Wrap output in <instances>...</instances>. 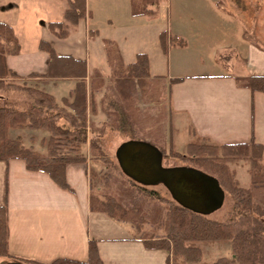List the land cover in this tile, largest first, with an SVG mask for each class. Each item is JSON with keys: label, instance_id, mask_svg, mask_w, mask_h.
Segmentation results:
<instances>
[{"label": "trees", "instance_id": "obj_1", "mask_svg": "<svg viewBox=\"0 0 264 264\" xmlns=\"http://www.w3.org/2000/svg\"><path fill=\"white\" fill-rule=\"evenodd\" d=\"M63 20L48 24L49 32L65 39L86 16L85 0H63ZM150 5H133L135 17H152ZM149 6V7H148ZM153 6V7H152ZM148 7V8H147ZM161 49L166 53L168 42L183 46L175 37L159 35ZM39 49L48 55L47 71L28 78L45 81L28 83L9 69L8 56L18 54L19 45L10 27L0 23V91L17 92L20 103L0 104V162L21 160L31 172L45 173L58 187L72 192L65 179V168L71 164L87 163L90 186L89 207L92 212L106 215L119 223L128 224L145 248L168 253L171 264H264V160L263 148L249 143L216 145L200 139L188 143L185 153L174 150L172 140H165L162 123L172 113L170 87L179 80L168 83V108L160 104V113L154 117L137 107L140 98L151 103L160 102L162 77L151 79L146 54H137L134 62L125 65L116 44L105 42L109 78L95 70L87 79L86 62L58 55L45 43ZM228 59V56L221 57ZM51 80H72L74 86L60 103L44 90ZM240 88L264 95V75L236 78ZM42 85V87H41ZM100 93L99 100L96 94ZM167 109V110H166ZM106 120L97 124L91 117L98 113ZM32 130L46 133L41 140L45 153L32 146L25 147L23 136L12 132ZM126 134L129 140L147 141L156 146L169 159L187 161L219 182L225 200L231 198L229 213L239 214L238 219L221 223L209 216L194 214L178 206L158 191L140 186L126 178L114 159L103 150L107 131ZM148 142V141H147ZM168 146V150H166ZM86 147L89 155L83 153ZM243 162L248 166L250 184L241 187L229 164ZM222 209V208H221ZM149 227V230L146 229ZM8 211L0 206V259L11 263L8 251ZM213 245L225 247L229 257L205 262L206 249ZM228 246V247H226ZM23 264H35L25 261ZM50 264H103L95 243L88 246L85 262L56 259Z\"/></svg>", "mask_w": 264, "mask_h": 264}, {"label": "crops", "instance_id": "obj_2", "mask_svg": "<svg viewBox=\"0 0 264 264\" xmlns=\"http://www.w3.org/2000/svg\"><path fill=\"white\" fill-rule=\"evenodd\" d=\"M150 1L157 2L156 8L152 6L154 16L133 15V5H150ZM218 1L85 0V18L69 37L58 39L49 32L48 24L63 20V0H0V23L11 28L19 45L18 54L8 56L6 63L26 81L31 79H27L29 75L45 74L48 55L39 49V44L45 42L58 55L85 61L87 79L97 70L108 81L106 41L116 44L125 65L134 62L137 54H146L150 76L179 80L170 87L171 117L175 128L181 127L186 133L189 143L200 139L216 145L253 141L263 148L264 160V95L240 88L235 82L236 78L264 75V53L243 39L249 35L244 21L219 4L221 12ZM183 15L204 22L201 26L208 32L210 28L222 34L229 30L236 37L231 46L247 51V68H239L242 73L237 74L231 71L235 54L229 53L217 56L220 64L216 66L226 71L214 72L215 64L205 61L199 48L187 42L197 26L192 21L185 26ZM161 33L184 45L168 42L164 53L159 42ZM209 37L203 41L206 46L220 50L219 42ZM230 44L227 42L225 47ZM223 56L228 59L221 60ZM57 83L65 86L66 94L74 86L72 80H51L44 83V89H54ZM65 179L71 193L45 173L28 171L21 160L0 162V206L6 205L8 211V251L12 259L35 264H50L56 259L85 262L89 243L93 242L103 264H171L167 252L145 248L128 224L90 210L87 163L66 166Z\"/></svg>", "mask_w": 264, "mask_h": 264}, {"label": "rangeland", "instance_id": "obj_3", "mask_svg": "<svg viewBox=\"0 0 264 264\" xmlns=\"http://www.w3.org/2000/svg\"><path fill=\"white\" fill-rule=\"evenodd\" d=\"M218 2H217V7L220 8L219 10L221 12H222L221 6L225 7V9L228 8L232 12L236 13L244 21L246 31L249 35L245 36V38L243 37V39L247 43H250V44L254 43L256 49L264 53V0H219ZM172 17L173 19L176 18L174 14ZM191 19H192L191 17H188L186 15H183L181 17V21L184 23L185 26H186V23L188 25L191 23L192 21ZM192 23L195 24L197 27L192 29V34L189 35V39L187 40V42L189 43L190 46L199 48V54L201 57H203L204 60L206 59L208 61H211L213 64H215V68H213L214 72H225L226 71V69L224 68L217 67L220 64L217 60V56L221 54H229V53L235 54V57L230 64L231 71L237 74L238 72H241L239 71V68H244V69L247 68L249 64V59L246 56L247 51H240L236 47L234 48V46H231L232 44H235L234 38L236 37H234L232 34H229L228 33L229 30L224 31L222 34V32L216 30L215 28H210L209 30L210 33H209L204 26H201V23H204V22L198 20L196 17H193ZM209 36L212 37V40L214 42L216 43L219 42L218 46L220 47L218 48H220V50H218L215 47L213 48V51H212L208 47V45L206 46L207 43L206 42L204 43L203 41H205V39L206 41L210 39ZM227 42L231 44L225 47V45H227ZM210 46L212 47V44H210ZM238 48H240V46ZM167 65H168V61L165 60L164 70L168 68ZM170 66H171V69H174V66H175L174 61H171ZM150 77L151 79H153L154 77H162L163 79V88H160L161 89V95L159 97L160 102L151 103L147 100V97H145L146 99L139 98L137 101V107L140 109L141 112H146L149 115L156 117L160 113V104L164 105L165 108H168L169 80L164 76L152 75ZM27 82L31 83L35 81H34V78H31ZM54 86H56L54 87V89L48 88L44 90L48 94L54 95L55 96L54 98L57 100V102L60 103L61 97H65L67 95L66 94L67 89L65 88L63 84H60V83H57ZM0 96H1L0 104H5L8 101L10 103H15V102L20 103L23 99L22 96L19 95L17 92H11V91L10 92L0 91ZM100 97H101L100 93L96 94L97 100H99ZM171 116H170V119L167 118L162 123L163 136L167 142L170 138L172 140V145H173L174 150L184 155L185 146L189 143L190 140L187 138L186 133L181 129V127L175 128L176 125L175 126L173 125ZM91 119L94 120L97 124H99L101 121L106 120L105 116L101 114L100 112L98 113L97 116L91 117ZM183 126H184V121H183ZM184 130L186 131L185 127H184ZM18 134L23 136L25 147L32 146L34 150L41 152L43 154L45 153V149L42 148L41 146V140L44 137L47 138L48 135L46 133L39 132V131H32V130H23V131L17 130L15 132H12V135L14 136ZM145 139L148 142L150 141V138H145ZM104 140H105L103 143L104 152L108 155V157L115 160L114 154H115L116 148L122 142L127 141L129 139L126 136V134L124 135V134H121L115 131L108 130L105 135ZM199 142L201 141L198 140V141H193L190 143H199ZM166 148H167L166 150H168V146ZM83 153L86 154L87 156L89 155V152L86 147L83 148ZM163 165L166 167H176V166L191 167L190 163L187 161H180L179 159L177 160L169 159L167 153L163 154ZM229 166L231 170L234 172L235 180L238 182V184L244 188L248 187L250 184V178H249L248 171H247L248 170L247 164L243 162H238L235 164L231 163L229 164ZM150 189H154L158 191L161 195L170 199V196L164 187L157 186L153 188L150 187ZM230 201H231V198L227 197L222 209L211 214L208 218L212 221L221 222V223H229V222H233L237 220L239 214H234V216H232V214L229 213ZM146 229L149 230V227H146ZM135 235L138 236L137 233H135ZM206 254L207 255L204 257V261L211 263L220 257H229L230 251L225 247H221L219 245H213L212 247L206 249ZM0 261H2L0 264H3L4 261L1 259ZM12 262L23 264V262L25 261L18 260V259H11V263Z\"/></svg>", "mask_w": 264, "mask_h": 264}, {"label": "water", "instance_id": "obj_4", "mask_svg": "<svg viewBox=\"0 0 264 264\" xmlns=\"http://www.w3.org/2000/svg\"><path fill=\"white\" fill-rule=\"evenodd\" d=\"M114 156L126 178L146 188L164 187L170 199L185 210L210 216L224 205L225 192L217 179L193 167L164 166L163 153L147 141H124Z\"/></svg>", "mask_w": 264, "mask_h": 264}]
</instances>
